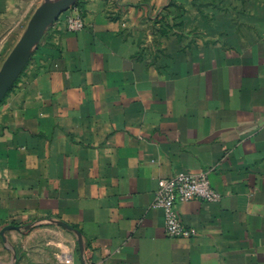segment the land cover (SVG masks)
I'll return each mask as SVG.
<instances>
[{
	"label": "crops",
	"instance_id": "0c3cea01",
	"mask_svg": "<svg viewBox=\"0 0 264 264\" xmlns=\"http://www.w3.org/2000/svg\"><path fill=\"white\" fill-rule=\"evenodd\" d=\"M44 1L0 0L4 46ZM165 15L203 45L154 60ZM182 171L220 193L178 205L189 238L153 207ZM0 264H264V0H86L49 25L0 102Z\"/></svg>",
	"mask_w": 264,
	"mask_h": 264
},
{
	"label": "built area",
	"instance_id": "2783aa9c",
	"mask_svg": "<svg viewBox=\"0 0 264 264\" xmlns=\"http://www.w3.org/2000/svg\"><path fill=\"white\" fill-rule=\"evenodd\" d=\"M67 29L84 27L82 16L70 13L64 18ZM220 193L213 187L206 172L182 171L170 178H161L155 191L153 207L162 210L166 232L171 237H193L196 230L187 227L181 219L178 205L191 200L217 202Z\"/></svg>",
	"mask_w": 264,
	"mask_h": 264
},
{
	"label": "water",
	"instance_id": "95a60500",
	"mask_svg": "<svg viewBox=\"0 0 264 264\" xmlns=\"http://www.w3.org/2000/svg\"><path fill=\"white\" fill-rule=\"evenodd\" d=\"M78 0H45L31 16L26 29L0 68V102L26 67L46 28Z\"/></svg>",
	"mask_w": 264,
	"mask_h": 264
},
{
	"label": "rangeland",
	"instance_id": "374dc122",
	"mask_svg": "<svg viewBox=\"0 0 264 264\" xmlns=\"http://www.w3.org/2000/svg\"><path fill=\"white\" fill-rule=\"evenodd\" d=\"M84 1L86 0H78L67 11L79 9ZM67 11H65L64 13H66ZM161 20L164 21L165 26L161 25ZM178 23L179 22L176 21V17H170L167 15L163 16L162 19L156 18L154 20V25H161L160 27L152 28L151 38L147 47V49L152 51L154 60L160 61L165 59H176L178 52L183 53L187 50L192 49L193 47L200 48L203 45V43L199 41V39L201 38L199 34H196V40H194L195 36L192 35V31L186 33L185 30L177 28V26H180L178 25ZM160 34L163 36H167L168 39L163 41L159 36ZM170 34L174 36L173 40H171V37L169 38ZM10 47L12 46L6 47L0 41V68L10 51L13 49H11ZM8 48L10 49L8 50Z\"/></svg>",
	"mask_w": 264,
	"mask_h": 264
}]
</instances>
